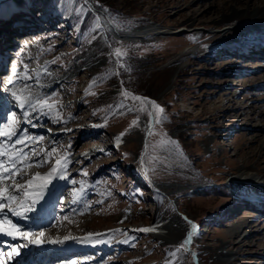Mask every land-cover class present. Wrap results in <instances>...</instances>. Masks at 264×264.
<instances>
[{
	"label": "rangeland",
	"instance_id": "rangeland-1",
	"mask_svg": "<svg viewBox=\"0 0 264 264\" xmlns=\"http://www.w3.org/2000/svg\"><path fill=\"white\" fill-rule=\"evenodd\" d=\"M194 1L21 0L15 6L14 0H0V100L6 108L12 105L9 115L19 113L8 83L13 67L20 73L13 78L20 85L46 89L42 97H50L54 108L40 116L46 126L65 129V133L51 144L52 133L46 131L43 139H36V128L19 115L14 127L20 132V126L24 136L36 139L34 143L26 140L36 151L29 152L23 165L47 160L41 169L66 154L77 159L66 172L69 181L77 183L69 182L55 206L57 220L66 213L79 225L87 217L95 225L82 236L94 234L91 237L96 240L90 246L98 245L100 250L80 259L100 258L94 264H219L217 251L227 243L226 249L235 255L220 258L230 259L229 264H264L259 246L264 236L245 239L253 222L263 221L256 227L261 233L264 217L253 205L241 203L247 196L232 183L246 163L264 174V130H257L264 125V58L246 59L237 66L239 57L227 55L225 49H216L212 58V47L231 26L210 23L213 10L193 25L187 22L193 12L222 2ZM97 16L109 18L102 21V30L95 29ZM27 18L36 21L39 30L22 31ZM6 22L12 26L8 35H4ZM143 26L151 27L144 33ZM21 36H26L22 44L16 41L25 39ZM95 45L101 50L86 59ZM116 48L125 53L120 57L123 67L117 64ZM188 48L206 51L180 57L174 84L158 96L171 79L169 62ZM100 58L103 64L95 67ZM255 65H260L256 74L251 73ZM25 68L29 79H25ZM49 76L56 80L42 83ZM16 89L30 93L29 88ZM124 91L149 98L164 109V122L154 124L146 144L151 106L142 111L140 101L124 97ZM242 112L245 115L240 118ZM254 116L256 120L251 121ZM168 141H175V146ZM94 147L102 152L88 156ZM25 167L28 173L37 172L34 165ZM7 182L0 187L10 185ZM81 182L83 201L73 204V189L79 190ZM155 182L171 189L156 188ZM185 217L198 229L191 245L177 251L189 230ZM174 220L183 228L176 239L159 231H134L152 228L157 221L171 225ZM235 226H240L239 232L232 235ZM162 228L168 230L165 224ZM54 238L60 239L57 233ZM29 257L36 256L30 253Z\"/></svg>",
	"mask_w": 264,
	"mask_h": 264
},
{
	"label": "bare ground",
	"instance_id": "bare-ground-1",
	"mask_svg": "<svg viewBox=\"0 0 264 264\" xmlns=\"http://www.w3.org/2000/svg\"><path fill=\"white\" fill-rule=\"evenodd\" d=\"M21 0H14V5L19 6ZM198 0H195L194 3H198ZM66 4H70L69 1H67ZM203 9V11L200 12H193L189 18L187 19V22L191 23L192 25L195 24L198 20H200L201 17H204L206 13H208L210 10L215 11L213 16L210 18V23L217 25H230L231 28H229L226 32V34L220 38V40L212 47L213 51L210 54L211 57L213 58L216 56L217 52L216 49H225V52L227 55H232L233 57H239L238 61H235V64L237 66H242L245 64L246 59H249V61H252L255 59H262L264 58V0H222L220 3H210L206 5ZM212 11V12H213ZM34 15V14H32ZM29 19V18H27ZM29 19V20H23V25L24 27L21 28L22 31H30V30H39V24H37L36 21ZM22 23V22H21ZM9 22H6V26H9ZM13 24V23H11ZM1 27V25H0ZM149 27L151 26H143L140 28V30L144 33H147ZM8 30H6L4 35H8L11 33L12 26L7 27ZM14 32V31H12ZM33 37H36L35 34L31 33ZM7 37V36H6ZM25 38L24 40H20L19 38L16 40L17 42H20L21 44L26 41V36H21ZM2 42V41H1ZM101 48L99 46L95 45L90 51H88L85 54L86 59H91V57H95L97 54V51H100ZM260 50L262 53H259ZM206 49L196 51L193 48H188L186 51L182 52L181 55L179 54L178 57L173 58L171 62H169L168 66L173 67L172 72H171V79L170 81L165 85L162 86L161 89L158 90L157 95L161 96L164 95L174 84L175 82V76L181 69V65H179V60L180 57L186 56L189 54H197L201 55L204 53ZM261 55V56H260ZM252 59V60H251ZM103 59H99L96 61L95 67H99L100 65L103 64ZM247 62V61H246ZM250 63V62H249ZM248 63V64H249ZM178 64V65H176ZM251 66L254 65V63H250ZM1 65V61H0ZM1 67V66H0ZM259 66L255 65L254 70L251 73L256 74L257 71L259 70ZM264 67V66H263ZM17 70V68H16ZM264 70V69H263ZM10 77H13V72L10 75ZM9 80V79H8ZM51 80H56V78H51L49 77H44L41 81L42 83H47ZM30 93H32L35 96L42 97L46 93V89H41L39 87H30L29 88ZM18 93H21V89H16ZM25 94H28V92L23 91ZM228 95V94H227ZM228 101V99H227ZM4 101L0 100V108H3V113L0 115V122H4L6 120V117L9 115V112L12 110V105L9 104V107H4L3 106ZM239 108V107H238ZM6 109V110H4ZM19 109V108H18ZM241 109V108H239ZM20 110V109H19ZM242 110V109H241ZM245 115V112H242L240 114V118ZM261 115H264V111L261 112ZM256 116H254L251 121H255ZM264 121V117L262 119ZM31 124L36 128L35 132L38 135H35V138H40L44 132L49 131L52 133V138H50V143H53V138L55 137H60L65 133V129H59V128H54V127H48L46 126V123H44V118L42 116H39L38 119L32 120ZM57 125V124H54ZM154 124L152 125L153 128ZM148 128L149 125L148 123L146 124V129H145V137H144V144L148 142L149 134H148ZM22 130L21 127L19 126V131ZM257 130H264V125L258 127ZM259 133V132H258ZM24 132H16L17 136L23 135ZM44 135V134H43ZM73 134H70V138L73 137ZM40 136V137H39ZM259 138V135L255 136V140ZM264 138V136L262 137ZM2 139V138H0ZM15 139V137H13ZM94 141V140H93ZM49 142V140H48ZM210 142V139H209ZM26 143V142H25ZM56 144V143H55ZM54 144V145H55ZM264 144V143H263ZM20 146V145H18ZM31 145L30 147L27 145L24 147V151L30 152V149H32ZM264 147V145H263ZM102 152L100 149H97L96 147L91 148L87 154L88 156L94 157L98 153ZM70 163L66 166V172L68 169L72 166V164L77 160L71 158H67ZM35 160H29L27 163L32 164L35 166L33 163ZM24 164L25 162L22 161L21 164ZM18 165V167H21L23 171V175L19 174L17 175L16 179L20 183H25L26 181L33 179V177H36L37 174L40 176L46 175L54 166H56V162L52 164L45 165L44 168L37 167V172L36 173H28L26 170L27 166L26 164L21 166ZM248 164H244L239 168V173L236 174V177L232 180V183L234 184L233 186L238 189V193L242 195H246L247 198H243L244 201L241 203H248L249 205H253L255 207V212H258L261 217H264V190L262 187H264V174H260V168H256L252 166H247ZM264 171V170H263ZM59 173H57L58 177ZM68 177V176H67ZM22 178V180H19ZM9 184L11 185L12 181L7 180ZM7 182V183H8ZM6 183V182H5ZM40 183L39 180H35L34 184ZM53 184L55 187H52V185L49 186V190L45 191V198L41 200L37 205H36V211L32 213H28L30 216V219L27 221L19 220L15 217H11L14 222L21 224L23 228L25 229H31L33 231H39V230H44L45 233H47V236H45V244L43 246H35V245H30L28 248L22 249L21 250V255L19 257L14 258L13 260L9 261L8 264H20L21 262H25V264H42L44 263L50 256L55 255L56 252H59V254H63L64 251L67 256L71 257H84V256H91V254H95L96 252L98 253L100 250V247L98 245L91 247L90 245L95 242L94 237H90L88 235L82 236L86 234L87 231H89L91 227H94V224H91L89 222L90 218H84L85 223L81 221L80 225L77 223V220L73 218L70 214L67 215L65 213V216L68 217V219H60L57 220L56 216V207L55 206L56 202L59 201L60 197V192H64L66 188L69 186V177L66 180H59L58 178L53 179ZM8 185V186H10ZM7 186V187H8ZM154 187L162 189V190H169L171 189L170 186L167 185H160L158 183H154ZM35 188L33 189H22L21 191H34ZM63 194V193H62ZM61 194V195H62ZM59 196V197H58ZM23 198V197H22ZM250 198V199H248ZM19 204V202H18ZM17 204V206H18ZM58 204V203H57ZM16 206V207H17ZM252 206V207H253ZM7 212V209H5ZM84 211V210H83ZM82 211V212H83ZM37 213H40L39 216ZM78 213V212H77ZM81 213V212H80ZM9 215H11L9 213ZM63 215V213H62ZM82 215V214H81ZM64 216V217H65ZM79 217V216H78ZM125 217V216H124ZM123 217V218H124ZM122 218V219H123ZM82 220V219H81ZM92 222H96L95 219L91 220ZM263 222V221H262ZM261 222V223H262ZM261 223L258 222H253L249 224L248 227L252 228L250 232H247V236H245V239H250L251 236H256V235H262L264 236V225L262 226L261 233L259 231L258 227L261 225ZM168 226V230L165 228H162V225ZM154 226H159L157 231H159L160 235L164 234H170L172 236H175L176 238H179L182 236V231L183 228L178 225L177 221L174 220L172 221V224L170 225L169 223H159L158 221L155 223ZM153 226V227H154ZM240 226H235V228H232L231 232L232 235L235 233L237 234L238 228ZM247 227V228H248ZM240 230V229H239ZM54 233L60 237L61 240H63L65 237H69L67 241L63 245H51L47 243V240L49 239H55L54 238ZM89 240V242H84L85 240ZM244 239V241H245ZM261 241H264V237L261 239ZM260 241L259 246H262V255L261 259L264 258V242L262 243ZM19 241L17 240H11L10 238L6 237V240L2 241L0 240V246L2 247V250H7V246L9 244H15L18 243ZM240 244V243H238ZM231 245V243H230ZM229 245V246H230ZM117 246V245H116ZM227 243H222L221 246L219 247L217 251V258H219V264H229L228 260L230 259H221L220 257L222 255H231L234 256L235 253L228 251L226 249ZM34 253L35 258L33 260H30L29 254ZM96 253V254H97ZM200 257V256H199ZM100 259V258H99ZM96 260H80L79 264H94ZM117 263V262H115ZM68 264H75L73 262H69Z\"/></svg>",
	"mask_w": 264,
	"mask_h": 264
},
{
	"label": "snow or ice",
	"instance_id": "snow-or-ice-1",
	"mask_svg": "<svg viewBox=\"0 0 264 264\" xmlns=\"http://www.w3.org/2000/svg\"><path fill=\"white\" fill-rule=\"evenodd\" d=\"M109 18H102L100 16L96 17L95 29H101L105 26L102 21H106ZM94 29V30H95ZM96 38V37H93ZM115 56L117 57V64L120 67L123 65L120 63V57L125 55L122 53L119 48L114 49ZM13 76L19 77L20 73L17 72L16 68L12 69ZM25 79H29L27 68L24 71ZM9 85H11L10 95L12 99L15 100L16 105L20 109L19 113L12 112L10 115L6 117V122H0V183L4 181L11 180L12 183L8 187H0V236L8 237L11 240H17L18 243L9 244L7 246V250H0V264H8L9 261L13 260L16 257L21 255V250L28 248L30 245L35 246H43L45 244V231H33L31 229H25L21 224H18L13 221L11 217H15L19 220L27 221L30 219L28 213H32L36 211V205L45 198V191L49 190V186L55 187L53 184V179L58 178L59 180L68 179L66 175V166L70 163L67 159V154L62 159L56 160V166H54L46 175L40 176L37 174L36 177L26 181L25 183H20L17 181L16 177L19 172L22 170L18 165L21 164L22 161L28 159L30 153L24 151V147L26 145V140L31 142H36V139L40 138H30L24 135L17 136L14 125L17 124V116H21L23 120L27 123H31L32 120L38 119V117L42 114H47V112H51L54 108L53 104H49L50 97H39L35 96L32 93L25 94L21 91L20 94L17 93L16 88L21 87L22 89H28L31 86L28 84L20 85L18 80H14L13 77H9L8 81ZM123 83V82H122ZM3 85H0L2 88ZM124 97H131L133 101H140L141 110H145L144 106L150 105L152 111L148 113L149 117H153L148 121V134L152 135V125L153 124H162L165 120V117L162 115L164 113V109L159 106L155 101H152L149 98H143L140 96L132 95L128 91H124L122 93ZM130 111L132 109H129ZM137 121H133V125H135ZM35 126V125H34ZM23 131V130H20ZM123 133L121 134V136ZM15 137V139H13ZM119 138L117 139V145H119ZM168 143L175 146V141H168ZM17 145H21V148H17ZM36 149H30V152L34 154ZM53 152L56 151L55 148L52 149ZM51 155V152L48 153V156ZM141 163H143V154L140 157ZM47 160H36L33 162L35 166L41 167ZM31 167L32 164L27 165ZM57 173H59L57 177ZM82 175H87L86 172H82ZM35 180H39L40 183L34 184ZM71 184L76 185V180H70ZM33 189L34 191H21L22 189ZM84 184L80 183L79 190L73 189V204L80 203L83 201L84 194ZM23 197V198H22ZM19 201L17 207H12L14 203ZM87 204V202H84ZM90 208V206H89ZM7 209V212L5 211ZM9 213L11 215H9ZM64 219H68V217H64ZM187 224L189 225V230L187 231L186 237L182 240L181 245L177 248L179 251L181 248L187 249L191 243L194 234L197 232L198 226L192 222L184 218ZM159 226H154L152 228H142L134 231L141 232H155L157 231ZM119 231V230H117ZM94 234H89V238ZM126 235V233H125ZM69 237H65L63 240L59 238L49 239L47 240L48 244L51 245H63L65 241H67ZM84 242H89V240H85ZM134 246V245H132ZM173 256L176 255V252L172 253Z\"/></svg>",
	"mask_w": 264,
	"mask_h": 264
},
{
	"label": "water",
	"instance_id": "water-1",
	"mask_svg": "<svg viewBox=\"0 0 264 264\" xmlns=\"http://www.w3.org/2000/svg\"><path fill=\"white\" fill-rule=\"evenodd\" d=\"M90 10H92V9H90ZM152 119H153V117H152Z\"/></svg>",
	"mask_w": 264,
	"mask_h": 264
}]
</instances>
